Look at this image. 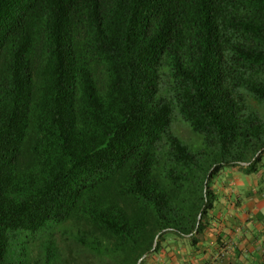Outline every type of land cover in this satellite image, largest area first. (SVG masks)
Here are the masks:
<instances>
[{
  "label": "trees",
  "instance_id": "obj_1",
  "mask_svg": "<svg viewBox=\"0 0 264 264\" xmlns=\"http://www.w3.org/2000/svg\"><path fill=\"white\" fill-rule=\"evenodd\" d=\"M263 157L264 0H0V264L196 247Z\"/></svg>",
  "mask_w": 264,
  "mask_h": 264
},
{
  "label": "crops",
  "instance_id": "obj_2",
  "mask_svg": "<svg viewBox=\"0 0 264 264\" xmlns=\"http://www.w3.org/2000/svg\"><path fill=\"white\" fill-rule=\"evenodd\" d=\"M215 206L196 247L168 237L149 264H264V157L257 171L228 168L215 177Z\"/></svg>",
  "mask_w": 264,
  "mask_h": 264
},
{
  "label": "rangeland",
  "instance_id": "obj_3",
  "mask_svg": "<svg viewBox=\"0 0 264 264\" xmlns=\"http://www.w3.org/2000/svg\"><path fill=\"white\" fill-rule=\"evenodd\" d=\"M182 133H183V137L186 141H190L194 138L193 135L191 134V132L189 131V129H187V128H184L182 130ZM194 141L196 142V140H194ZM200 143H201V141H199V144ZM195 145L197 146L198 144L196 143Z\"/></svg>",
  "mask_w": 264,
  "mask_h": 264
},
{
  "label": "water",
  "instance_id": "obj_4",
  "mask_svg": "<svg viewBox=\"0 0 264 264\" xmlns=\"http://www.w3.org/2000/svg\"><path fill=\"white\" fill-rule=\"evenodd\" d=\"M146 258V256L139 262V264H141L142 263V261L144 260Z\"/></svg>",
  "mask_w": 264,
  "mask_h": 264
}]
</instances>
